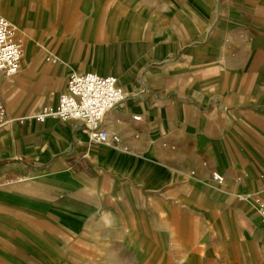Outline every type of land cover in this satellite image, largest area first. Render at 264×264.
Returning a JSON list of instances; mask_svg holds the SVG:
<instances>
[{
	"label": "crops",
	"instance_id": "obj_1",
	"mask_svg": "<svg viewBox=\"0 0 264 264\" xmlns=\"http://www.w3.org/2000/svg\"><path fill=\"white\" fill-rule=\"evenodd\" d=\"M0 14L23 44L20 72L0 71V264H264V0H0ZM86 72L126 93L102 123L116 147L34 118Z\"/></svg>",
	"mask_w": 264,
	"mask_h": 264
},
{
	"label": "built area",
	"instance_id": "obj_2",
	"mask_svg": "<svg viewBox=\"0 0 264 264\" xmlns=\"http://www.w3.org/2000/svg\"><path fill=\"white\" fill-rule=\"evenodd\" d=\"M23 58V44L17 37V30L0 14V71L7 77H14L20 72ZM126 100V93L119 86L115 76H101L96 72L72 74L65 90L59 96L56 109L46 106L35 119L44 122L48 117H56L62 122H78L84 128L92 144L118 146L120 137L111 134L102 126L110 110ZM136 121L141 116H133ZM13 119L7 115L6 108L0 102V130L11 124ZM215 184L222 185L224 176L214 171ZM259 203V212L264 216V203Z\"/></svg>",
	"mask_w": 264,
	"mask_h": 264
}]
</instances>
